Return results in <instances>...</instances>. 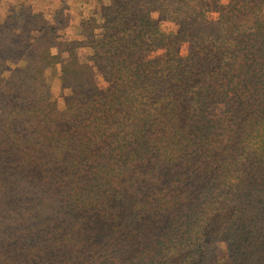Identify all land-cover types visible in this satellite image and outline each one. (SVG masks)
<instances>
[{"label": "trees", "instance_id": "trees-1", "mask_svg": "<svg viewBox=\"0 0 264 264\" xmlns=\"http://www.w3.org/2000/svg\"><path fill=\"white\" fill-rule=\"evenodd\" d=\"M40 19L0 20V264H264V0H112L62 110Z\"/></svg>", "mask_w": 264, "mask_h": 264}, {"label": "rangeland", "instance_id": "rangeland-1", "mask_svg": "<svg viewBox=\"0 0 264 264\" xmlns=\"http://www.w3.org/2000/svg\"><path fill=\"white\" fill-rule=\"evenodd\" d=\"M229 0H220L221 3H228ZM112 0H0V20L6 19L11 14L12 10L30 9L33 12L41 15L39 20V28L45 27L47 35L45 38L38 39L34 43V55L39 57V71L45 78L47 84L51 86L52 98L56 102L59 109L64 108L63 96L67 90L63 89L60 80L59 61L62 56L68 55L66 49L74 40H81V33L84 27L82 22L92 15L98 17L101 6L109 5ZM16 14V12H13ZM212 17H216V13H211ZM99 20V19H98ZM16 21V19L14 20ZM161 28L165 31L174 29L171 22L163 21ZM99 33V30L96 31ZM189 47L187 43L180 45V54L186 55ZM78 58L81 66L88 64L86 62L89 50L79 48ZM157 55H164L163 51L151 52L146 54V58H153ZM26 65L27 62L8 63V66ZM7 76V73L6 75ZM96 81L100 88L104 89L106 83L103 80L102 74L95 71Z\"/></svg>", "mask_w": 264, "mask_h": 264}]
</instances>
